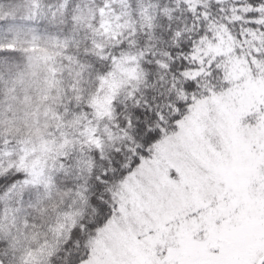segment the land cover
<instances>
[{"label": "trees", "instance_id": "1", "mask_svg": "<svg viewBox=\"0 0 264 264\" xmlns=\"http://www.w3.org/2000/svg\"><path fill=\"white\" fill-rule=\"evenodd\" d=\"M103 3L0 0L3 42L35 31L66 40L74 58L67 68L62 60L58 93L50 89L36 100L39 93L29 90L35 100L28 111L29 134L18 136L31 145L28 161L49 160L46 181L26 183L22 170L0 166V264L87 262L90 240L114 218L117 185L153 158L196 102L226 88L223 66L208 45L226 31L239 38L240 28H253L264 8V0H126L130 23L113 41H102L100 50L92 35ZM125 55L135 57L136 73L110 102L108 124L118 140L106 149L87 146L80 134L91 101ZM27 65V52L19 45L0 48V110L14 101L9 88L38 85V78L27 75ZM17 109L23 116L24 105ZM245 121L250 123L249 116ZM15 143L0 135V161L6 146Z\"/></svg>", "mask_w": 264, "mask_h": 264}, {"label": "rangeland", "instance_id": "2", "mask_svg": "<svg viewBox=\"0 0 264 264\" xmlns=\"http://www.w3.org/2000/svg\"><path fill=\"white\" fill-rule=\"evenodd\" d=\"M124 1L104 0L92 35L98 49L130 23ZM260 13L253 28H240L239 38L226 31L208 45V53L223 66L226 88L196 102L173 136L160 142L153 158L117 185L114 218L90 240L84 264H259L264 260V58L259 57L264 51V8ZM3 41L0 37V48L19 45L27 52V75L39 80L37 86L7 91L14 101L0 110V135L19 144L6 146L0 166L22 170L26 183L45 182L44 162L49 160L40 162L42 158L34 156L28 161L31 145H23L18 136L29 134L28 111L35 102L29 90L39 93L36 100L50 89L58 93L62 60L67 68L74 58L66 40L35 31L16 35L14 43ZM135 61L134 56L120 58L104 80V91H96L91 116L80 134L87 146L106 149L118 140L108 124L110 102L119 87L135 76ZM17 105H24L23 116Z\"/></svg>", "mask_w": 264, "mask_h": 264}]
</instances>
